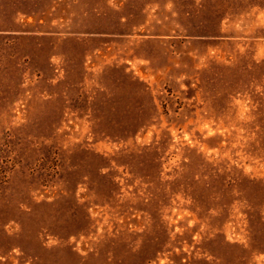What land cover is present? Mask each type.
<instances>
[{
    "label": "rangeland",
    "instance_id": "rangeland-1",
    "mask_svg": "<svg viewBox=\"0 0 264 264\" xmlns=\"http://www.w3.org/2000/svg\"><path fill=\"white\" fill-rule=\"evenodd\" d=\"M0 264H264V0H0Z\"/></svg>",
    "mask_w": 264,
    "mask_h": 264
}]
</instances>
